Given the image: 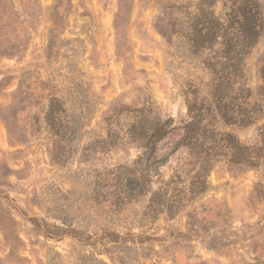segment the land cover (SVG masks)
I'll return each instance as SVG.
<instances>
[{
  "label": "rangeland",
  "instance_id": "1",
  "mask_svg": "<svg viewBox=\"0 0 264 264\" xmlns=\"http://www.w3.org/2000/svg\"><path fill=\"white\" fill-rule=\"evenodd\" d=\"M232 1L30 0L29 12L14 0L18 14L0 22V44L24 47L0 55V264H264L262 170H232L221 156L207 190L191 196L180 148L151 187L176 171L186 181L167 191L181 199L173 216L165 203L151 207L152 192L131 197L115 170L140 154L126 134L141 114L133 110L174 122L159 143L165 155L189 120L186 97L210 99L209 52L195 53L182 30L188 12L220 15ZM263 59L264 29L245 58L251 101L264 105ZM52 98L64 134L49 121ZM208 122L248 143L264 117L248 127ZM111 129L116 144L102 142Z\"/></svg>",
  "mask_w": 264,
  "mask_h": 264
},
{
  "label": "trees",
  "instance_id": "2",
  "mask_svg": "<svg viewBox=\"0 0 264 264\" xmlns=\"http://www.w3.org/2000/svg\"><path fill=\"white\" fill-rule=\"evenodd\" d=\"M215 1L202 0L201 4L212 6ZM23 2L29 12L35 10L34 2ZM14 14H18L14 0H0V22L10 20ZM176 24L177 22L170 23L171 26ZM185 24L182 31L190 48L195 53L206 50L209 52L202 63L209 73L210 99L199 101L196 94L186 97L189 120L182 126L183 132L179 139L165 155L158 153L159 143L176 129L174 122L152 116L150 107L133 110L141 114L137 116V120L135 118V122H130L126 134L138 145L140 154L133 165H122L115 169L117 183L122 189L129 191L131 197L143 191L152 192L151 207L155 202L160 205L165 203L170 216L175 215L181 208L178 203L181 199L176 201L167 197V191L176 190L179 185H182L180 189H184L186 181L176 171L170 179L161 180L158 189L153 190L151 187L155 177L161 178L160 168L180 148L187 150V157L179 166L180 172H186L188 176L193 174L189 176L188 183L191 196H199L207 190L209 173L221 156L232 170L257 169L264 174V123L257 128L255 140L245 143L232 133L213 131L208 122L219 115L227 124L248 127L264 117V105L251 101L253 91L248 85L245 64L246 56L258 43L264 29V9L261 2L233 0L229 8L220 15L214 10L208 13L188 12ZM23 48L18 42L9 41L8 44H0V55H13L21 52ZM259 78L261 82L257 95L264 103V59L259 69ZM61 104L60 99L52 98L48 111L53 128H58L57 135L65 132L60 125ZM69 134H72L71 131ZM214 136H220L219 142L213 140ZM119 139L120 136L111 129L102 142L116 144ZM255 193L258 199L264 196L262 182L256 184Z\"/></svg>",
  "mask_w": 264,
  "mask_h": 264
}]
</instances>
